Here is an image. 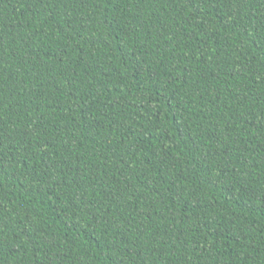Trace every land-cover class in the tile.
<instances>
[{"label":"trees","instance_id":"trees-1","mask_svg":"<svg viewBox=\"0 0 264 264\" xmlns=\"http://www.w3.org/2000/svg\"><path fill=\"white\" fill-rule=\"evenodd\" d=\"M0 264H264V0H0Z\"/></svg>","mask_w":264,"mask_h":264}]
</instances>
